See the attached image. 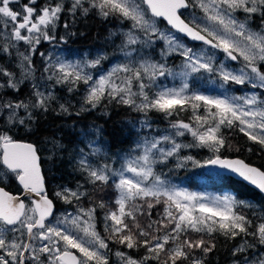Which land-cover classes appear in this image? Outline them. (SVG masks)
Wrapping results in <instances>:
<instances>
[{
	"label": "snow or ice",
	"instance_id": "snow-or-ice-1",
	"mask_svg": "<svg viewBox=\"0 0 264 264\" xmlns=\"http://www.w3.org/2000/svg\"><path fill=\"white\" fill-rule=\"evenodd\" d=\"M13 5H18L19 9ZM197 8L203 15L195 14ZM189 9L192 10L191 18L185 19L182 10ZM65 11L73 15L80 12L84 16L94 12L105 19L113 17L130 22L120 46L127 62L118 63L94 78L86 69L98 68L103 56L83 63L59 57L52 62L48 57L44 68L48 81L68 85L69 93L83 83L87 86L83 102L91 108L105 100L115 101L145 116L153 111L169 117L191 111V121L176 120L170 125L171 134L138 141L136 154L119 158V167L94 166L81 151L78 163L87 177L86 182L111 184L117 192L116 210L106 213L104 218L109 232L107 238L96 230L94 207H79L75 214L66 213L55 224L50 222L54 203L45 188L38 150L31 143L14 139L11 129L4 127L0 130V179L14 176L23 191L21 196H16L0 187V264H110L109 240L128 249L144 247L147 255L140 264L152 260L159 264H178L179 261L204 264L203 259L195 257V252L200 250L205 255L211 252L215 245L205 236L210 238L215 232L233 239L241 234L251 236L264 245V218L254 225L235 211L234 197L208 198L171 186L154 170L157 163L177 155L183 147L193 146L176 142L175 137L188 133L196 146L214 153L207 164L237 173L264 192V171L243 160L222 158L218 154L225 146L221 132L224 127H239L249 140L264 146V99L255 94L213 96L193 89L189 82L190 77L208 73L218 74L225 85L251 84L264 89V71H261L264 68V32L248 30L234 15L243 11L259 12L264 16V0H71L70 5L65 0H45L42 6H38V0L23 3L21 0H0V34L6 37L5 43L0 45V53L11 55L10 49L20 42L28 46L27 54L17 49L23 78L0 66V124L23 125L25 119L18 115L19 110L23 109L31 118L30 109L47 112L56 99L53 92L42 91L35 83L27 100L5 97L10 95L7 90L18 94L20 85L32 75L31 57L37 52V46L42 42H59L55 31ZM160 18L166 21L168 31L158 27ZM67 26L65 23L64 27ZM180 36L221 50L231 61L242 58L246 70L237 73L223 65L215 66L211 56L181 43ZM157 42L166 46L163 55L176 53L183 58L181 72L172 71L166 63L134 58L143 48ZM168 77H179L180 83L163 84L161 78ZM59 108L64 113L69 111L64 104ZM142 127L150 129L151 125L145 122ZM163 143L170 147H162ZM92 150L99 151L95 146ZM185 159L192 160V157ZM55 196L65 203L79 204L87 193L64 188ZM157 205L163 206L160 218L142 226L137 217H151ZM99 206L104 207L103 203ZM191 233L198 234V238H193ZM169 244L172 246L168 247ZM255 247L245 240L233 250V255ZM116 255L124 264H137L123 252L118 251ZM237 264H264V253H256L252 259L246 256Z\"/></svg>",
	"mask_w": 264,
	"mask_h": 264
},
{
	"label": "trees",
	"instance_id": "trees-1",
	"mask_svg": "<svg viewBox=\"0 0 264 264\" xmlns=\"http://www.w3.org/2000/svg\"><path fill=\"white\" fill-rule=\"evenodd\" d=\"M41 1L42 0H39L38 4H40ZM65 3L70 5L71 0H65ZM186 11L187 10H183L185 17ZM247 15L251 16V23L254 25H260L264 22V16H261L259 12L255 14L247 13ZM159 21L164 25L166 24L162 18H160ZM65 23H67L71 29V36L68 40L69 43L61 41L60 47L67 51L76 52L79 55H81L86 48L102 50L106 55L105 57H108V59L102 60L104 63L109 61L112 57L116 59L114 54L120 49L124 38L122 36V28L127 27L129 24L128 21L121 22L113 17L105 19L94 12L84 16L80 12L73 15L68 11L66 13ZM3 40L4 39L0 38V45L4 44V42H2ZM12 51L13 48L10 49L11 55L8 53H0V66L15 71L17 76L20 77V71L18 72L16 63L18 56ZM157 51H159V49L156 44H153L149 49L143 48V52L154 58H157L159 55ZM177 55L173 57H177ZM166 59L171 61L172 56L167 55ZM41 70L42 73H44V66L39 63L37 66L38 73L35 74V77H38ZM39 78H41V75ZM34 81L37 80L34 79L33 82ZM30 82L29 79L25 80L24 83L20 85V92L18 94H10L11 98H29V94L32 91ZM202 83L203 81L201 79L199 85ZM226 85L228 89L233 88L234 90L242 87H249V84L238 85L229 83ZM68 87L69 86L65 84L55 85L56 99L51 103L47 112L39 109H30L32 116L29 118L27 115L25 116L22 114L25 113L23 109L19 110L18 115H23L25 124L20 125L17 123L15 126L12 124H0V130L4 127H9L11 129L10 134L13 137L29 139L37 145L41 155L47 191L55 200L57 208L61 207L60 203H62V200L57 198L55 193L61 191L63 189L62 187L68 186L77 189L90 187L94 189L93 187L99 186L86 182L87 177L85 173L81 171L78 163L80 160L79 153L81 154L80 150L82 147H89V140H97L104 148V153L95 154L96 158L115 156L113 158H115L114 161L117 162L116 158L121 156V153H129L136 149V143L140 140L145 131L144 128L139 125L137 119V116L141 112L134 111L115 101L109 102L107 100L96 108H91L83 104V98L81 99L77 96L80 91L84 94L82 83L78 85L76 91L71 93L68 92ZM46 89H48V86L45 87V90ZM8 91L11 92V90ZM262 92L263 91H261V93ZM60 104H64L68 107V113L61 111L59 108ZM153 113L158 112L153 111ZM158 114L159 117L155 118L157 119L155 122L159 123L164 119V116H162V113ZM191 117V111L180 112L178 115L168 116V121L181 119L185 122H190ZM221 132L225 140V146L220 149L218 154L240 155L247 161L264 167V146L249 140L248 137L239 130V127H224ZM189 145L193 146L183 147L177 156L174 155L162 163H157L155 165L156 172L167 173L174 180L177 179L194 185L199 184L203 186L206 184L212 188L227 189L229 192H232L236 198H238V202H240L238 213L246 216L254 225H258L262 218H264V194L240 179L206 168L202 160L214 153L207 148L196 146L194 140H191ZM188 156H191L192 160L185 159V157ZM7 187L13 189L11 184ZM94 193V195H90L88 198H82L80 203L94 204V208L96 209V226L107 238L109 232L106 231V222L104 218L106 213L109 212V209L107 206L102 208L99 206L102 196L98 195L95 191ZM91 198L94 200H91ZM64 204L73 206V203ZM110 206H112V202L109 203V207ZM162 212L163 206L157 205L152 209L150 220L159 219ZM249 230L251 231L252 229ZM205 239L210 240L215 247L207 255L201 251L195 252V257L197 259H203L204 264H237L238 261L242 262L246 256L253 257V255L260 251L259 248L264 246L260 245L253 237H244L243 234L233 239L224 236L220 232H215L210 238L205 236ZM245 240L250 244L256 245V247L249 248L247 252L238 253L234 256L233 250L244 244ZM108 243L111 247L110 243L113 242L109 240ZM129 251L133 256L140 257L142 260L145 255H147L144 254L147 253L144 247L129 249ZM148 264H159V262L152 260L149 261ZM178 264H190V262L179 261Z\"/></svg>",
	"mask_w": 264,
	"mask_h": 264
},
{
	"label": "rangeland",
	"instance_id": "rangeland-1",
	"mask_svg": "<svg viewBox=\"0 0 264 264\" xmlns=\"http://www.w3.org/2000/svg\"><path fill=\"white\" fill-rule=\"evenodd\" d=\"M21 2H26L21 0ZM39 2V0H38ZM45 3V0H42L40 2V4H38V6H42ZM71 4V3H70ZM14 8H16L17 10L19 9L18 5H13ZM191 9L186 11V17L187 19L191 18ZM66 13L67 11H65L62 16L60 21L58 22V27L55 31V35L57 36V43H52L49 44L48 42H42L41 45L37 46V52L35 54L32 55V60L34 63V71L32 73V75L28 78L31 82L30 84L33 85V83L38 84L41 88L42 91H51L53 92L54 96L56 97V93H55V84L52 81H48L47 80V73H42V70L40 71L38 77H35V74L38 73L37 71V66L40 63L42 66H45L48 64V57L52 58V62H55L56 58L59 57L61 60H66V61H71V62H86V61H91V60H95L98 57H105V53L102 52V50H97L95 48L91 49V48H86L84 49V51L82 52L81 55H79L76 52H71V51H67L65 49H63L62 47H60L61 44V40L60 38L63 37L62 41L68 42L69 43V37L71 36V29L69 26H67V28L64 27L65 25V20H66ZM195 14L197 16H201L203 15L202 12L200 11V9H195ZM236 19L241 22L244 23L246 25V28L250 31L253 32H264V22L263 24L260 25H254L251 23V16H248L247 13H244L243 11H238L236 13H234ZM130 24V22H129ZM128 24V26H129ZM158 27L160 28L161 31H168L169 28L167 26V23L164 25L163 23H161L158 19L157 21ZM128 26L122 28L123 33L126 32L128 30ZM179 35V34H177ZM123 36V34H122ZM0 38L4 39L2 42L5 43V39L6 37L3 34H0ZM180 40L181 43L187 45L188 47H192L194 51L199 52L201 54H207L209 56L212 57L214 65L219 67L221 65L225 66L227 68V70L230 71H234V72H239L241 69H245V62L243 61L242 58L238 59L237 61H231L227 55L222 52L221 50L218 49H214V48H210L207 45H204L203 43H194L193 41L188 40L186 37L184 36H180ZM156 45H158V57L154 58L151 57L149 55H147L145 52L142 51L139 53V55H136L134 58L139 61L140 57H143L145 59H149L151 61H157L160 63H166L167 67L169 69H171L174 72H181L183 70V58L179 55H177L176 53H172L170 54V56H172L171 61L167 60V55H163L162 54V50L165 49V44L163 42H159V43H155ZM28 46L24 45L23 42H20L19 44L16 45L15 48H13V53L18 56V59L16 60L17 66H18V72L20 71V78H23V70L20 67V57L18 55V51L19 52H26ZM147 49H149V47H145ZM40 53H44V56H41ZM177 57H173L176 56ZM113 56V55H112ZM115 58L113 57L111 59H109V61H107L106 63L101 61V64L98 66V68H87L86 71L89 72L90 74L93 75V77H97L99 74H105L107 71H109L113 66H115L118 63H125L127 62L124 58L123 52H121V50H117V52L114 54ZM104 59H108V57H105ZM246 70V69H245ZM261 71H264V68L261 69ZM41 75V78H39V76ZM39 78V79H37ZM36 79L37 81L33 80ZM203 81V83L201 85L200 81ZM161 81L163 82V84L167 85V86H173V85H178L180 83V79L179 77H177L176 79H173L172 77H168V78H161ZM160 81H158L159 83ZM189 82L190 85L193 89L204 92L205 94H210L213 96L216 95H221V94H227L229 96H250V95H257L260 99H264V89H261L259 87H252L251 84H249V87H242L240 89L234 90L233 88L228 89L227 85L224 84V82L221 80L220 76L218 74H208V73H201V74H197L193 77L189 78ZM198 83V84H195ZM206 86H205V85ZM48 86V89L45 90V87ZM82 87H84V94L78 93L77 96L80 97L81 99L85 97V95L87 94V86L84 85L82 83ZM261 91H263L261 93ZM6 99H12L11 97L7 96L5 97ZM16 99V98H15ZM24 100H27L28 98H22ZM84 104V103H83ZM23 115H27L26 113H22ZM19 115L21 117H23V115ZM162 116H164V119H162L159 123L155 122L157 119V117H159L158 113H153V112H149L147 114V116L144 115V113H140L137 116L138 119V123L139 125L142 126L143 123L147 122L151 125V128H147V127H143L144 128V133L141 136L140 140H144V139H152V138H159L162 135L165 134H171L172 133V129L170 127L171 123L176 121V120H181V119H176V120H172V121H168V116H165L164 114H162ZM6 119V117H5ZM183 121V120H182ZM185 122V121H184ZM176 142L181 143L182 145H189L190 141L193 140V137L186 133L184 136H177L175 137ZM93 146H95L96 149H99V151L94 152L92 150ZM164 148H168L170 147V144L168 143H163L161 145ZM83 150L84 155H86L90 161L93 162L94 166H102L104 164H109V165H113L114 167H119L120 165V159L121 157L127 156L129 153L135 155L136 154V149L134 151H131L129 153H121V156H118L116 158L117 162L114 161L115 156L112 157H99L96 158L95 154H100V153H104V148L103 146L97 141V140H93L90 141L89 140V147L88 148H81L80 152ZM178 155V154H177ZM175 155V156H177ZM214 155V154H213ZM212 156V155H211ZM210 157V156H209ZM207 157V158H209ZM81 158V154L79 153V159ZM204 158L202 160V162L204 163V161L207 159ZM103 160V161H102ZM155 170V168H154ZM156 172V170H155ZM157 175H160L161 178L163 180H165L167 182V184L171 185V186H175L177 188L180 189H184L187 190L189 192H194L197 193L198 195L201 196H205L208 198H214V197H223V196H231L234 197L236 200V206H235V211L238 212L239 207H240V202H238V198H236V196L232 193L229 192L227 189H218V188H212L207 186L206 184H204L203 186H200L199 184H192V183H186L177 179H173L169 176V174L167 173H157ZM15 178V177H14ZM96 185H99L97 187H93L94 189H91L90 187H85V188H72V187H62L64 188H69L72 190H78L81 192H86L87 193V197H90V195H94V191L102 196V198L100 199V202L103 203L104 206H107L110 211L116 210V205H115V200L117 198V192L115 190V188L109 184V185H102L97 183ZM93 191V192H92ZM91 200H94L91 198ZM112 202V206L109 207V203ZM65 202L62 200L61 207L56 209L55 214L49 219L51 223L55 224L57 222V220H62L65 216L66 213H73L75 214L77 212V209L79 207H84V208H91L94 207V204H77L76 202H73V206H68L64 204ZM139 203V202H138ZM239 203V204H238ZM139 223L142 226H146L149 222L151 217H149L148 215H140L137 217ZM95 226H96V219L94 216V221ZM96 230L101 234L102 237H105L102 232L97 228L96 226ZM156 234V233H154ZM162 234V233H161ZM193 238H198V234L195 233H191L190 234ZM106 238V237H105ZM181 239H183V237H181ZM111 247L109 246V259H113V263L114 264H124V262L121 260L120 257H118L116 255V252H123L125 253V255L127 257H131L132 259L137 261V264H140V262L142 261V259L140 257L137 256H133L131 254V252L129 251L128 248H126L124 245H120L118 243H110ZM113 246V247H112ZM172 245L169 244L168 247H171ZM259 252L258 253H264V246L259 248ZM196 251H200V250H196ZM111 252V253H110ZM111 254V255H110ZM147 254V253H144ZM142 254V255H144ZM254 256V255H253ZM249 259H252L253 257H248ZM258 258V257H257ZM244 260V259H243ZM242 260V261H243Z\"/></svg>",
	"mask_w": 264,
	"mask_h": 264
},
{
	"label": "water",
	"instance_id": "water-1",
	"mask_svg": "<svg viewBox=\"0 0 264 264\" xmlns=\"http://www.w3.org/2000/svg\"><path fill=\"white\" fill-rule=\"evenodd\" d=\"M184 18H185V17H184ZM185 19H187V18H185ZM186 38H187V37H186ZM14 139H16V140L19 141V142L31 143V144L35 145L36 148H37V145H36L33 141H31V140H29V139L20 138V137H14ZM37 150H38V148H37ZM38 155H39V157H40V153H39V151H38ZM219 155H220L222 158H228V159H240V160H243L245 163L249 164L250 166H253V167L259 168L260 170L264 171V168L260 167V166L257 165L256 163H253V162L247 161L244 157H242V156H240V155H222V154H219ZM211 158H214V155L211 156V157H209V158H207V159L204 161V166H205L206 168L213 169V170H216V171H218V172H221V173H224V174L231 175V176H233V177H235V178H237V179H240V180L246 182L247 184L253 186L255 189H257L258 191H260L255 185H252L249 181H245V180H244L242 177H240L237 173H234V172H232V171H230V170L222 169V168H220L218 165H209V164H207L206 162H207L209 159H211ZM39 163H40V167H41V172H42V174H43V176H44V173H43V167H42V163H41V157H40V161H39ZM44 180H45V176H44ZM0 187H3V188H4L6 191H8L10 194H12V195H16V196H21L22 191H23V190H21L20 192H14V191H12V190L6 188L3 184H0ZM45 188H46V183H45ZM260 192H261V191H260ZM262 193L264 194V192H262ZM48 195H49V194H48ZM21 198H22V197H21ZM49 198L53 200V198H52L50 195H49ZM53 203H54V210H55V202H54V200H53ZM53 213H54V211H53Z\"/></svg>",
	"mask_w": 264,
	"mask_h": 264
},
{
	"label": "flooded vegetation",
	"instance_id": "flooded-vegetation-1",
	"mask_svg": "<svg viewBox=\"0 0 264 264\" xmlns=\"http://www.w3.org/2000/svg\"><path fill=\"white\" fill-rule=\"evenodd\" d=\"M9 93L13 94L11 92H9ZM9 97H11V96L9 95ZM260 167H262V166H260ZM262 168H264V167H262ZM0 174H2V173H0ZM0 183L5 185V187H7L11 184L12 188H13L12 191H14V192H20V190H21V186L18 184V181L16 180V178H14V176H11V175H9L7 177V179H0ZM109 261H110V264H114L113 259H109Z\"/></svg>",
	"mask_w": 264,
	"mask_h": 264
}]
</instances>
